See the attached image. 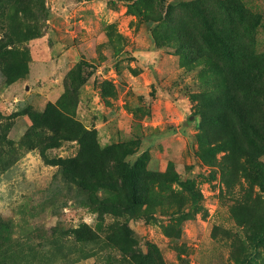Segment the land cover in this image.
Segmentation results:
<instances>
[{"label":"rangeland","instance_id":"obj_1","mask_svg":"<svg viewBox=\"0 0 264 264\" xmlns=\"http://www.w3.org/2000/svg\"><path fill=\"white\" fill-rule=\"evenodd\" d=\"M16 1L0 0V220L9 224L3 233L17 262L138 264L152 244L162 264H242V240L254 230L238 217L246 210L262 226L264 191L247 179L244 158L209 151L229 137L230 123L202 126L195 114L199 95L215 87L214 73L185 65L174 22L182 5L196 0H166L179 5L174 19L163 12L166 22L139 15L158 19L157 0H27L19 8ZM238 1L258 18L253 49L264 53V0ZM34 118L91 131L89 143L103 163L126 153L131 166L142 159V174L154 178L152 214L146 205L121 215L99 206L100 199H123L129 179L115 168L112 181L89 191L67 177L30 146L33 136L52 135ZM107 150L118 155L108 158ZM80 153L75 138L46 150L47 159ZM177 178L192 182L196 208ZM82 226L103 246L75 243L73 230ZM113 230L114 243H123L112 248L106 242ZM258 253L253 264H264V244Z\"/></svg>","mask_w":264,"mask_h":264},{"label":"trees","instance_id":"obj_2","mask_svg":"<svg viewBox=\"0 0 264 264\" xmlns=\"http://www.w3.org/2000/svg\"><path fill=\"white\" fill-rule=\"evenodd\" d=\"M26 1L19 0L18 3L16 1L14 6L18 7L17 4L25 6ZM139 1L135 0V3ZM143 1L147 4L149 2V0ZM228 1L230 0H196L182 5L186 10L181 13V16L177 14L178 18H176V9L179 5L174 6L166 0H157L155 11L159 16L158 19L147 11H140L139 15L144 16L145 20L166 22V18L163 19L162 16L166 11L168 20L177 19L174 22L177 39L175 47L185 65L189 67L192 65L193 68L197 65L202 72L210 70L214 73L211 82L215 84V87L212 86L211 89L199 95L197 98L199 109L195 114L202 117V126L205 120L230 123L229 137L219 145L210 148L209 151L213 153L217 149L230 150L233 157L238 160L244 158L242 170L247 179L257 183L264 191V162L260 160V157L264 155V53L255 54L253 49L258 18L238 0H232V5L227 4ZM153 34L159 40L158 36ZM173 44L170 43L169 46H174ZM35 122L37 126L49 128L52 135L45 137L44 140V137L37 135L34 137L31 133L34 139H30V146L39 147L41 155L48 163L62 165L67 177L79 182L89 191H95L94 186L100 184L105 186L112 181L113 174L116 173L115 168H119L118 172L123 181L129 179L123 199H100L99 206L121 215L136 214L137 209L146 205L145 214H152L154 202L150 183L154 178L142 174L145 164L142 159L131 166L124 161L126 153L113 159L112 163H103L96 158L99 154L93 151V146L89 143L91 131L82 127L75 129L74 126H65L59 119L44 118L42 121L35 119ZM73 133L75 135H71ZM72 138L78 140L81 145V153L77 158L47 159V149L57 147L62 140H72ZM107 151L108 158L118 155L117 151ZM146 178H149V183ZM176 180L191 193L193 201L190 202V206L196 208L198 193L192 182L178 178ZM184 206L185 203L182 202V208H179L181 212L184 211ZM233 212L236 213V211ZM246 214L248 213L244 210L238 218L242 219L240 223H243L251 232L254 230V237L242 240L241 263L253 264L259 255L258 248L264 244V224L255 226L248 220L249 217ZM8 229V222L0 220V264H20L15 259V251L9 242L11 238L3 233ZM73 236L75 243L82 245L89 243L93 245L92 247L103 246L99 235L91 232L88 226L74 229ZM114 238L113 230L106 245L108 243L113 248L116 244L123 243H114ZM151 246L152 244H149L146 253L140 252L137 255L138 264H162L161 257L158 259L150 253ZM249 246L253 251L249 252Z\"/></svg>","mask_w":264,"mask_h":264}]
</instances>
